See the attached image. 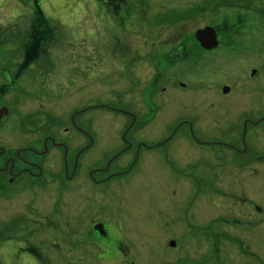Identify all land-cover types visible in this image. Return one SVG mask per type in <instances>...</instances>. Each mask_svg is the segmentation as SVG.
Segmentation results:
<instances>
[{"label": "flooded vegetation", "instance_id": "flooded-vegetation-1", "mask_svg": "<svg viewBox=\"0 0 264 264\" xmlns=\"http://www.w3.org/2000/svg\"><path fill=\"white\" fill-rule=\"evenodd\" d=\"M32 1L31 5L22 4L24 9L32 6L33 16L38 17L21 24L18 18L10 37L4 36L8 30L3 27L10 26L9 16L13 13L7 12L0 19V208L3 209L0 264H12L15 256L19 257L15 261L29 264H93V261L94 264H107L108 261L139 264L149 257L142 253L143 248L138 242L143 231L138 223L136 199L129 196L132 194H119L112 184L129 180L140 170L175 166L176 159L181 166L187 165L189 158L181 150L185 142L181 141L177 146L173 141L180 129L193 125L198 116L196 113L187 114L189 119L179 116L171 131L159 133L144 130L152 123L154 115L138 121L139 116L133 111H124L119 116L122 127L115 137L105 136L104 132L93 136L89 120L78 124L75 119L77 113L86 109L75 110L70 104L59 108L60 89L55 85L54 70L58 52L52 43L56 34L52 24L48 23L45 8L50 7L56 20L67 15L66 9L59 10L43 0ZM103 4L111 10L132 9L128 0L117 3L104 0ZM193 7L204 13L202 18L198 16L200 23L189 36L173 38L166 34L168 31L164 27L153 42L157 50L150 51L151 44L146 56L136 62V58H127L129 49L123 45L119 52L122 55L117 58L121 60L122 70H135L142 64L154 75L149 81L150 75L148 78L143 72L133 83L131 80V86H140V93L135 98L133 93L129 101L137 102L134 105L143 113L148 106H165L171 93L177 94L174 95L177 98L184 90H189L187 86H218L216 91L224 96L230 95L236 86H255L252 91L260 96L259 99L248 104L241 99L231 103L237 107L232 110L237 114L229 116L233 131L223 137L207 135L222 138L220 144L226 146L224 153L232 166L231 176L235 178L230 179L231 183L226 187L228 192L220 175L213 177V182L223 187L220 195L227 196L232 204L210 217L197 216L195 224L190 226L189 217H180L176 234L170 235L167 242L175 251L160 258L161 264H232L235 237H246L244 227L252 231L264 225L261 195L250 193L241 198L234 192L236 185L247 188L252 184L259 185L258 181L264 179V83L187 85L172 80L168 65L171 61L186 60H194L198 66L218 65L220 58L231 54L246 58L243 47L247 39H254L259 40L261 62L251 68L250 76H261L264 72V5L258 0H201ZM24 9L18 17L26 14ZM174 9L178 8L159 9L158 13L165 17ZM257 14H262L258 17L260 20L253 18ZM41 22L47 27L46 37ZM187 24L184 22L182 27ZM206 27H211L214 32L210 45L205 38L196 37L197 30ZM124 35L118 36L120 43L122 38L127 41L130 37ZM161 38V44L157 45ZM147 55L152 60L145 66ZM143 76L147 82H139ZM250 76L247 78L252 80ZM189 133L199 139L194 131ZM93 137L105 143L97 154L91 152ZM173 145L177 149L174 158L170 151ZM171 158L175 163H167ZM96 160L99 163L93 164ZM94 171L102 177L95 178ZM88 186L99 188V195L95 190L91 199ZM83 190L85 194L78 198V192ZM82 200L90 201L91 209L76 218L72 209ZM188 231L198 238L196 242L188 243ZM61 235H67L62 237L63 243L59 242ZM90 254L94 260L90 259Z\"/></svg>", "mask_w": 264, "mask_h": 264}, {"label": "rangeland", "instance_id": "rangeland-1", "mask_svg": "<svg viewBox=\"0 0 264 264\" xmlns=\"http://www.w3.org/2000/svg\"><path fill=\"white\" fill-rule=\"evenodd\" d=\"M51 2L59 10L66 9L64 17L56 20V15L49 6L45 9L49 16L48 23L54 28L56 34L53 40V49L58 52L55 60V85L59 86V108L66 104L72 105L75 110L86 109L77 113L75 119L78 124L89 120L92 135L100 136L102 132L105 136L115 137L122 127L119 116L124 111H133L139 116L138 121L155 118L144 130L165 133L171 131L175 125L176 118H190L187 114L196 113L198 120H194L193 125L184 126L180 133L176 135L173 143L183 141L185 146L181 149L182 154L187 157L188 164L181 166L176 159V165L168 168H155L140 170L133 174L130 179L113 183L119 194H132L135 205H137V218L140 229L143 231L138 236V242L143 248L141 251L148 256L145 261L139 264H161L160 258L164 255L173 254L175 249L167 245L170 235H175V227L180 224V217H189L188 226L195 224V218L199 215L210 217L222 211L227 205L232 204L227 196H222L223 187L213 182V177L221 176L224 189L231 183V168L227 155L224 153L225 145L220 144L222 138H212L207 136L219 135L223 137L233 131L232 118L236 115L232 110H236V105L231 106L235 101L246 100L248 103L260 98L252 91L255 86H236L233 92L224 96L219 93L218 86H187L189 90H184L181 95L171 93L165 106L146 108V112H140L138 106L129 100L134 93V98L140 93V86H131L138 76L144 72L148 74L149 81L154 77L149 73L144 65L136 66L134 69L122 70L121 60L117 56L122 46L129 49L127 58L140 60L141 56H146L151 44V50H157L153 42L155 36L162 34L166 27L167 35L173 38L178 36H189L199 25L198 16L202 18L204 12L195 9L193 6L201 0H128L130 10H120L105 7L104 0H43ZM117 3L119 0H112ZM33 2L32 0H0V19L11 12L9 16L10 26L3 27L8 30L4 36L14 34V25L19 18V24L29 22L33 17L32 6L24 9L22 3ZM260 5H264V0H258ZM46 4V3H45ZM31 5V4H30ZM115 6V5H113ZM1 10V8H3ZM64 7V8H63ZM193 7V8H192ZM178 8L170 10L164 15H160L159 9ZM26 12L21 17L20 13ZM14 11V12H13ZM159 12V13H158ZM208 12H205L207 14ZM252 15V14H251ZM253 18L259 19L262 14H257ZM52 17L54 19H52ZM259 17V18H258ZM260 20V19H259ZM188 24L185 27L183 23ZM264 28V16H263ZM44 37L47 36V27L42 22ZM180 24V27L178 26ZM177 25V26H175ZM171 33H169V31ZM17 31V30H16ZM19 33V31H17ZM127 34L130 37L120 39L118 36ZM124 35V36H125ZM177 39V38H176ZM158 40L157 45L161 44ZM168 40V39H167ZM243 47L246 58L231 54L226 58H220L218 65L206 64L198 66L194 60L184 62H169L172 80L190 84H215L228 83L230 85L247 84L251 82L264 83V72L261 76H250L251 68L259 65L261 56L259 55V40L247 39ZM136 50V47L142 45ZM131 45V46H130ZM133 45V47H132ZM154 45V47H153ZM124 51V49H123ZM134 51V54L132 53ZM249 52V54H247ZM148 66L152 59L147 55ZM127 61V60H126ZM210 60H208L209 62ZM207 62V63H208ZM219 66L218 69H212ZM151 69L153 67L151 65ZM142 77L139 82H147L148 79ZM253 78L249 80L247 77ZM135 79V80H134ZM132 80V83H131ZM251 81V82H250ZM136 82V83H139ZM131 83V84H130ZM128 84V86H125ZM238 88V92L236 89ZM148 96V93L146 94ZM244 101H242L244 103ZM151 109V110H150ZM231 110V113H230ZM200 121V122H199ZM142 125V124H141ZM196 133L198 140L194 139L189 131ZM95 132H98L97 134ZM105 146L103 141L94 139L91 141V152L97 154ZM173 145L171 155L177 152ZM171 158L167 163H175ZM93 164L99 163L97 160ZM95 178L102 177L100 173L94 171ZM264 178V177H263ZM198 179V181H196ZM259 185L252 184L247 188L236 185L235 194L241 198L245 194L261 195L264 201V179H260ZM88 193L90 197L99 195V188L91 189ZM227 191V190H226ZM228 192V191H227ZM92 193V194H91ZM78 198L83 197L85 190L79 191ZM219 195V196H218ZM93 199V197L91 198ZM44 200H49L44 198ZM232 200V199H231ZM233 201V200H232ZM237 205H240L235 198ZM241 202V206H242ZM91 203L82 200L79 206L72 209L76 218L81 214L89 212ZM3 209L0 208L1 216ZM168 219V221H164ZM170 219V220H169ZM240 225V224H239ZM165 227V229L163 228ZM243 234L246 237H235L232 264H264V225L258 230L249 231L245 227ZM238 234V233H237ZM67 235H61L59 242L63 243ZM188 243L196 242L198 238L192 235V231L187 234ZM205 237H207L205 235ZM210 241L211 237L209 238ZM66 241V240H65ZM67 242V241H66ZM155 250L152 253L151 249ZM189 249V248H188ZM19 257L15 256L12 264H29V262L15 261ZM93 259V254H90ZM89 259V261H90ZM94 264V261H93ZM107 264H117L116 261ZM167 264V263H166ZM173 264V263H170Z\"/></svg>", "mask_w": 264, "mask_h": 264}, {"label": "water", "instance_id": "water-1", "mask_svg": "<svg viewBox=\"0 0 264 264\" xmlns=\"http://www.w3.org/2000/svg\"><path fill=\"white\" fill-rule=\"evenodd\" d=\"M213 36L214 32L212 31L211 27L202 28L196 32V37L200 40L205 38V40L209 43L208 45L212 43Z\"/></svg>", "mask_w": 264, "mask_h": 264}, {"label": "bare ground", "instance_id": "bare-ground-1", "mask_svg": "<svg viewBox=\"0 0 264 264\" xmlns=\"http://www.w3.org/2000/svg\"><path fill=\"white\" fill-rule=\"evenodd\" d=\"M54 7V6H53ZM64 8V7H63ZM14 12V11H13Z\"/></svg>", "mask_w": 264, "mask_h": 264}]
</instances>
